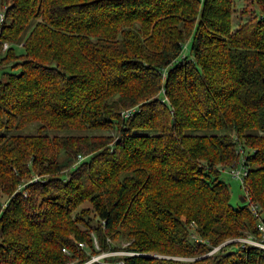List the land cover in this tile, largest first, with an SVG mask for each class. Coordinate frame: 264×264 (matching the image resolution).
<instances>
[{
    "label": "trees",
    "instance_id": "trees-1",
    "mask_svg": "<svg viewBox=\"0 0 264 264\" xmlns=\"http://www.w3.org/2000/svg\"><path fill=\"white\" fill-rule=\"evenodd\" d=\"M247 5L0 0V264H264L208 253L259 239L249 203L264 221V0ZM239 161L232 206L219 174ZM106 251L136 255L85 263Z\"/></svg>",
    "mask_w": 264,
    "mask_h": 264
},
{
    "label": "built area",
    "instance_id": "built-area-1",
    "mask_svg": "<svg viewBox=\"0 0 264 264\" xmlns=\"http://www.w3.org/2000/svg\"><path fill=\"white\" fill-rule=\"evenodd\" d=\"M1 20H2V14L0 13V22H1ZM5 46H6V44L5 43H2L0 49L3 50L5 48ZM129 111L130 110L123 111L121 113V116L122 117H126L129 114ZM227 174H228V176L231 179L236 180L237 182H239L241 184V180L245 176V169L243 168L241 162L239 161L238 164H237V166L228 169ZM36 180H38V176L37 177H31V178H29L26 182L17 185L16 191L21 190V188H23V186L25 184L34 182ZM22 196H24V192H23ZM248 209L250 210V213H251L252 217L255 219V229L258 232L259 239L253 240V239H250V238H247V237H240V238H235V239H229V240H226V241H224V242H222V243H220V244L212 247L208 251V253L213 252V251L219 249L225 243L230 242V241L243 242V243H246V244L255 246V247L259 248L261 251H264V221H261L260 216L258 214V210H257V208L255 207L254 204L249 203L248 204ZM76 245L78 247H82V243H77ZM93 246H94V248H96V245L94 243V240H93ZM61 251L62 252H65V250L63 248L61 249ZM115 254H117V255H136V253L129 252V251H106V252H99L97 254L91 255L89 257V259L86 260L85 263H88V262H99V263H102L103 257L108 256V255H115ZM107 264H123V263H122L121 260H116L114 262H110V263H107Z\"/></svg>",
    "mask_w": 264,
    "mask_h": 264
},
{
    "label": "rangeland",
    "instance_id": "rangeland-1",
    "mask_svg": "<svg viewBox=\"0 0 264 264\" xmlns=\"http://www.w3.org/2000/svg\"><path fill=\"white\" fill-rule=\"evenodd\" d=\"M240 1V4L243 6V5H247L248 4V0H239ZM248 7V5H247ZM1 10V8H0ZM17 51V50H15ZM35 131V125L34 124H30V125H27L25 127H22L20 130H18V133H21V134H30V133H34ZM60 133V132H59ZM72 133H80V132H75L73 131ZM51 134H55V133H49V135ZM31 177H37L36 174H31L30 175V178ZM219 177L221 180H223V182L227 185L228 187V190H229V203L232 205V206H235V205H239V199L243 198V192H242V189L240 188V184L231 179L228 175H227V172H224V171H221V173L219 174ZM230 249H233V247H231Z\"/></svg>",
    "mask_w": 264,
    "mask_h": 264
},
{
    "label": "water",
    "instance_id": "water-1",
    "mask_svg": "<svg viewBox=\"0 0 264 264\" xmlns=\"http://www.w3.org/2000/svg\"><path fill=\"white\" fill-rule=\"evenodd\" d=\"M241 200V202L243 201V199L241 198L240 199ZM229 253V251H226L224 254L226 255V254H228Z\"/></svg>",
    "mask_w": 264,
    "mask_h": 264
}]
</instances>
